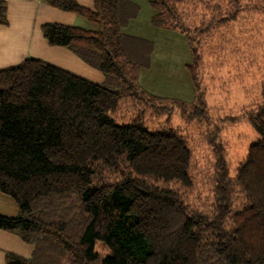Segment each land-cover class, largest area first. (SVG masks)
Returning <instances> with one entry per match:
<instances>
[{
  "label": "trees",
  "instance_id": "1",
  "mask_svg": "<svg viewBox=\"0 0 264 264\" xmlns=\"http://www.w3.org/2000/svg\"><path fill=\"white\" fill-rule=\"evenodd\" d=\"M45 2L97 25L48 22L41 31L49 45L68 48L104 80L35 57L0 68V192L19 213L0 214V230L33 247L30 258L7 252L4 264H49L38 259L55 248L74 264H264V84L260 103L246 113L256 138L233 174L223 142L209 137L212 201L209 210L200 209L177 188L194 184L187 139L174 128L151 129L140 117L120 122L113 116L123 98L188 103L139 84L153 42L121 30L139 6ZM179 2L150 0V22L184 35L194 90L188 116L202 119L197 53L181 26ZM6 23V0H0V25Z\"/></svg>",
  "mask_w": 264,
  "mask_h": 264
},
{
  "label": "rangeland",
  "instance_id": "2",
  "mask_svg": "<svg viewBox=\"0 0 264 264\" xmlns=\"http://www.w3.org/2000/svg\"><path fill=\"white\" fill-rule=\"evenodd\" d=\"M178 11L181 26L187 29L191 48L197 53L195 72L206 101L207 116L202 119L188 116L194 101L185 67L190 55L183 37L173 33L170 36L178 42L175 55H179L178 59L169 60L174 63L173 71L171 67L166 69L168 64L161 58V53L165 56L168 52L164 42L169 39H165L158 43L161 53L156 52L158 60L155 59L153 72L144 71V79L155 76L158 82L155 91L159 87L166 94L155 93L156 96L176 97L188 103L123 98L113 116L120 122L140 117L151 129L174 128L180 132L193 152L194 184L190 189L176 184L170 186L177 187L190 205L209 210L215 169L209 137L215 134L223 142L231 174L245 159L249 144L256 138L246 121V113L260 103L264 84V0H180ZM182 107H185V115ZM96 248L101 254L107 252L99 243ZM38 260L74 264L68 254L56 248Z\"/></svg>",
  "mask_w": 264,
  "mask_h": 264
},
{
  "label": "crops",
  "instance_id": "3",
  "mask_svg": "<svg viewBox=\"0 0 264 264\" xmlns=\"http://www.w3.org/2000/svg\"><path fill=\"white\" fill-rule=\"evenodd\" d=\"M75 1L86 8L92 9L94 7V0ZM128 1L139 6V10L137 15L130 18L128 23L122 27V32L124 34L126 33V35L144 38L153 42V50L150 54V65L147 68H141L139 84L147 91L153 94L156 93V95H161L165 93V91L159 87H157V91H155V84L158 83L155 76L149 77L146 80L144 79V71L153 72L152 68L154 67L153 64L155 59L158 60L157 57L155 58L156 52L158 51L159 54L161 53V49L158 48V43L165 39H169L165 41L166 43L164 42V46L167 47L168 52L165 56L161 53V58L164 57L165 62L168 64L165 65L166 69L169 70L168 68L171 67L173 71L175 67L174 63H170L169 60L170 58L172 61L175 58L178 59L179 55H175L178 42H174L173 40L175 38L170 35L173 33V35L182 36L189 52L187 41L178 31L156 27L151 24L150 17L154 14V10L150 6V0ZM6 17L7 23L0 25V68L17 64L26 57H35L55 64L75 74L77 73L93 82H103L104 75L102 72L88 65L68 48L49 45L41 31V25L48 22L75 25L85 29H95V23L87 21L85 17L74 12L53 7L47 4L45 0H6ZM190 62L191 55L190 59H188V63L185 64L186 70ZM12 200L13 199L6 195V193L0 192V214H7L9 216H16L19 214L18 206L16 202ZM32 251V245L24 242L16 233L0 230V264H4V257L7 252L24 258H30L32 256Z\"/></svg>",
  "mask_w": 264,
  "mask_h": 264
}]
</instances>
